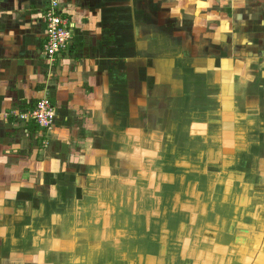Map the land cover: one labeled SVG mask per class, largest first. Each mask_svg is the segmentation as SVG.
Listing matches in <instances>:
<instances>
[{"label": "crops", "instance_id": "1", "mask_svg": "<svg viewBox=\"0 0 264 264\" xmlns=\"http://www.w3.org/2000/svg\"><path fill=\"white\" fill-rule=\"evenodd\" d=\"M59 1L76 28L49 60L48 0H0V264H124L136 250L159 264L210 186L215 210L194 220H228L225 247L238 229L255 250L260 231L262 250L264 0ZM177 35L179 66L154 53ZM42 96L56 109L48 133L14 115Z\"/></svg>", "mask_w": 264, "mask_h": 264}, {"label": "rangeland", "instance_id": "2", "mask_svg": "<svg viewBox=\"0 0 264 264\" xmlns=\"http://www.w3.org/2000/svg\"><path fill=\"white\" fill-rule=\"evenodd\" d=\"M150 175H152V172H148L146 170H141L140 172L141 177L148 178L149 188L150 187L152 188L153 187L152 180H151L152 176ZM210 176L211 175H208L207 178L209 179ZM205 185L206 184H203V186ZM228 189H229V186L226 187L225 193L228 192ZM144 190L145 188H142L141 190L142 195H143ZM211 191H212L211 186L206 187V192L204 193V199L202 201L203 204H200L198 195L191 194L192 196L194 195L193 200L191 201L194 204L192 206L184 205V207L187 210H189V213L193 215V218L191 219V225H192L191 231L186 232V234L184 235V239H181L183 240L182 241L183 248H181V245L179 246V243L181 241L179 238H177V233H174L171 236V241H170L169 246L165 248L166 249L165 254H164V249L163 251L160 252L161 258L159 259V262L160 263L162 262L163 255H164V264H171L172 262H173L172 264H181V262L184 260H187L186 261L187 264H264V248L260 251L256 250L260 246V238L262 236L260 231L259 233H256V231L253 230V232H255L254 237L256 238L254 240V244L250 248L251 249L255 248V250H249V248L247 247V244L245 246L243 238H244V235L246 234H244L243 231L241 230L238 231V229L236 231V234H233L231 230V233L233 234V237H234V243L232 242L233 244L231 246L225 247V246L216 244L215 240L219 237V234L216 231L223 230L225 227V224L229 222L228 220L223 219V218L222 219L215 218L211 222H207V219L205 218L204 220L199 219V221L197 222L194 220L196 212H198L199 214H204L207 211V208H210L211 211L215 210V203L212 200L213 196H212ZM160 200L161 199L157 198L155 201L156 205L153 207V209L147 210L149 211V214H153V215L158 214V211H160V208L158 206L161 205ZM173 202L175 203V205H177L179 202L178 197L176 195L174 196ZM245 203L246 201L244 200L240 202L241 205L242 204L244 205ZM99 205L101 206L103 204L97 203L95 205V209H94L95 214L98 213L97 208ZM225 207L226 209L223 211L226 213H229V209L227 206H225L224 203L220 202L218 204V210L224 209ZM108 211H114L113 204L109 203ZM252 216L255 219L257 218L256 214H253ZM207 217H210V218L213 217V213L208 214ZM182 218L183 217L179 218V220H182ZM230 222L233 223L234 221H230ZM207 235H210L211 237L209 238ZM231 237L229 235L228 239H230ZM111 240H113V238ZM123 240L124 242H130L129 235L124 236ZM248 240H251V239L248 237ZM152 244H151L152 248H155V249H153V251H149V250L142 251L141 254L139 255L140 259L141 257L145 259L147 255L152 254L153 252L156 253L158 251V246H154ZM124 246L125 245H123L121 250L124 252H129L128 254L132 253L131 255H133V251L131 250L125 251L126 247ZM122 251L116 252L115 250L113 251L110 250L109 258L113 259L111 255L115 253L119 254ZM134 253H135V256H133L132 258H126L124 262L126 263L127 260H132L138 263L136 259L138 251L136 250V252ZM156 255H158V253ZM171 257H173L174 259L173 261L171 260ZM118 264H123V261H121L120 258L118 260ZM183 264H186V263L184 262Z\"/></svg>", "mask_w": 264, "mask_h": 264}, {"label": "built area", "instance_id": "3", "mask_svg": "<svg viewBox=\"0 0 264 264\" xmlns=\"http://www.w3.org/2000/svg\"><path fill=\"white\" fill-rule=\"evenodd\" d=\"M45 42L43 50L47 59H54L66 51L73 42L75 22L63 15L62 5L59 0H48L44 8ZM23 121H33L41 132L48 133L51 129L56 109L48 96H42L34 107L26 112L14 114ZM43 145L48 143L47 135L41 141Z\"/></svg>", "mask_w": 264, "mask_h": 264}, {"label": "flooded vegetation", "instance_id": "4", "mask_svg": "<svg viewBox=\"0 0 264 264\" xmlns=\"http://www.w3.org/2000/svg\"><path fill=\"white\" fill-rule=\"evenodd\" d=\"M164 44V45H163ZM156 55L157 56H169L173 57L175 59L176 65L179 66L181 62V58L177 57L183 52V43L182 39L179 35L176 36L175 40L173 42H157L156 44ZM169 59V58H167ZM177 59V60H176ZM179 68V67H178ZM5 251L2 250L0 253V258L5 257Z\"/></svg>", "mask_w": 264, "mask_h": 264}]
</instances>
